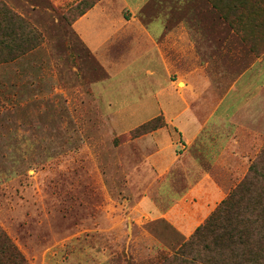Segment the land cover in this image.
<instances>
[{"label":"rangeland","instance_id":"obj_1","mask_svg":"<svg viewBox=\"0 0 264 264\" xmlns=\"http://www.w3.org/2000/svg\"><path fill=\"white\" fill-rule=\"evenodd\" d=\"M98 1L0 0L19 34L14 53L0 37V227L29 264H210L181 246L252 175L264 139L212 173L215 197L187 173H152L146 137L165 117L136 135L140 119L110 112L93 88L107 73L73 28ZM174 2L211 11L264 57V0Z\"/></svg>","mask_w":264,"mask_h":264},{"label":"crops","instance_id":"obj_2","mask_svg":"<svg viewBox=\"0 0 264 264\" xmlns=\"http://www.w3.org/2000/svg\"><path fill=\"white\" fill-rule=\"evenodd\" d=\"M175 6L100 0L73 28L107 73L93 88L110 112L141 124L165 117L168 125L146 137L152 173H187L215 197L223 190L212 173L249 161L246 147L264 139V57L211 11ZM100 51L112 60L102 62Z\"/></svg>","mask_w":264,"mask_h":264},{"label":"trees","instance_id":"obj_3","mask_svg":"<svg viewBox=\"0 0 264 264\" xmlns=\"http://www.w3.org/2000/svg\"><path fill=\"white\" fill-rule=\"evenodd\" d=\"M95 4V3H94ZM92 4V6L94 5ZM90 6L88 9H90ZM0 10V37L15 52L16 32L11 17ZM30 30L27 31L29 33ZM2 58L0 57V60ZM165 124L163 117L148 120L134 129L141 135ZM264 150L251 167L252 175L224 200L208 221L197 228L192 238L181 246L182 254L201 246L209 254L210 264H264ZM251 186V187H250ZM254 186V189L252 187ZM258 187V192L255 187ZM180 261H184L181 259ZM0 264H29L16 244L0 227Z\"/></svg>","mask_w":264,"mask_h":264}]
</instances>
